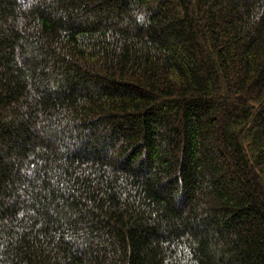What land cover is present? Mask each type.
<instances>
[{
    "label": "trees",
    "instance_id": "1",
    "mask_svg": "<svg viewBox=\"0 0 264 264\" xmlns=\"http://www.w3.org/2000/svg\"><path fill=\"white\" fill-rule=\"evenodd\" d=\"M0 264H264V0H0Z\"/></svg>",
    "mask_w": 264,
    "mask_h": 264
}]
</instances>
